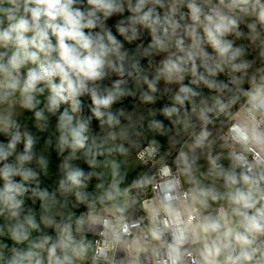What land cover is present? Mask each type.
<instances>
[{"label": "clouds", "instance_id": "clouds-1", "mask_svg": "<svg viewBox=\"0 0 264 264\" xmlns=\"http://www.w3.org/2000/svg\"><path fill=\"white\" fill-rule=\"evenodd\" d=\"M0 264H264V0H0Z\"/></svg>", "mask_w": 264, "mask_h": 264}, {"label": "trees", "instance_id": "trees-1", "mask_svg": "<svg viewBox=\"0 0 264 264\" xmlns=\"http://www.w3.org/2000/svg\"><path fill=\"white\" fill-rule=\"evenodd\" d=\"M114 19L115 18H113V21H109V23L111 24V23H113L114 22ZM126 47H134L133 45H126ZM161 103H163V102H161ZM129 107H131V105H128ZM157 107H159V105H157ZM161 119H163L162 117H160ZM165 123H167V121H165ZM43 143V140H41V144ZM58 163H59V161L55 158V155L53 154V157H52V163H51V169H52V171H53V173L55 174V172H56V168H57V165H58ZM133 175H134V173H133ZM55 177L53 176V179H54ZM48 183H50L51 181H47Z\"/></svg>", "mask_w": 264, "mask_h": 264}, {"label": "rangeland", "instance_id": "rangeland-1", "mask_svg": "<svg viewBox=\"0 0 264 264\" xmlns=\"http://www.w3.org/2000/svg\"><path fill=\"white\" fill-rule=\"evenodd\" d=\"M223 79V77H221ZM135 174V173H134Z\"/></svg>", "mask_w": 264, "mask_h": 264}]
</instances>
